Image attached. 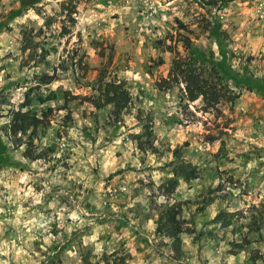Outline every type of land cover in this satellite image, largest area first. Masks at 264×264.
<instances>
[{
  "label": "rangeland",
  "instance_id": "obj_1",
  "mask_svg": "<svg viewBox=\"0 0 264 264\" xmlns=\"http://www.w3.org/2000/svg\"><path fill=\"white\" fill-rule=\"evenodd\" d=\"M21 1L0 0V264H264V0ZM178 22L231 102L158 88ZM100 77L118 117L82 100ZM15 111L36 128L12 136Z\"/></svg>",
  "mask_w": 264,
  "mask_h": 264
},
{
  "label": "trees",
  "instance_id": "obj_2",
  "mask_svg": "<svg viewBox=\"0 0 264 264\" xmlns=\"http://www.w3.org/2000/svg\"><path fill=\"white\" fill-rule=\"evenodd\" d=\"M207 7L214 8L218 3H224L228 0H203ZM21 1L26 6L32 5L36 0ZM18 10L13 11L12 15H17ZM74 11L68 9L65 14L69 17ZM178 28L183 29V33H180V39L178 40L184 51L187 52L186 56H180L177 51L168 49L173 54L170 66L165 78L158 82V88L169 89L175 85H182L181 91L183 99L188 102H194L199 99L203 105V109L215 108L221 101H232L235 99V94L231 90L227 89L213 77L214 72L222 70L223 53L220 51V61L212 60L210 54L207 58L203 53L196 50L191 46V40L188 36L191 31L182 27L178 22ZM209 33L213 36L218 35L217 25H212L208 29ZM50 77H46L44 83H49ZM82 100L88 101L94 109H101L107 105H111L113 108L112 115L118 117L121 111L127 106L130 101V96L124 87L123 81H117L115 79H109L103 81V78L97 80V94L88 97H83ZM37 120L32 117L31 122L27 118L26 113L20 111L13 112V119L9 127V132L12 136L19 133H24L29 128L32 130L36 128ZM148 149H151V143H148ZM24 157L30 160L38 159L37 156H32L24 151ZM5 162V149L0 141V165Z\"/></svg>",
  "mask_w": 264,
  "mask_h": 264
}]
</instances>
